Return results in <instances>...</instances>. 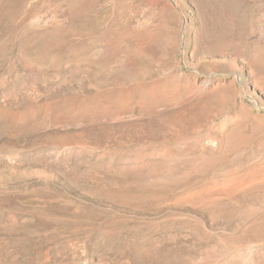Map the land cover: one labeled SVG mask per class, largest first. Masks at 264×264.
<instances>
[{
  "label": "rangeland",
  "instance_id": "374dc122",
  "mask_svg": "<svg viewBox=\"0 0 264 264\" xmlns=\"http://www.w3.org/2000/svg\"><path fill=\"white\" fill-rule=\"evenodd\" d=\"M0 264H264V0H0Z\"/></svg>",
  "mask_w": 264,
  "mask_h": 264
}]
</instances>
